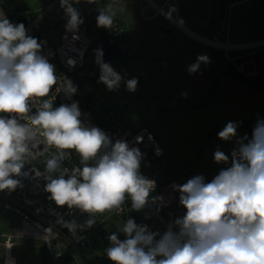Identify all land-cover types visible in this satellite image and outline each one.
<instances>
[{"label":"clouds","instance_id":"9594fccd","mask_svg":"<svg viewBox=\"0 0 264 264\" xmlns=\"http://www.w3.org/2000/svg\"><path fill=\"white\" fill-rule=\"evenodd\" d=\"M80 2L60 0L69 30L83 23L73 7ZM114 16L112 4L98 8L97 26L111 28ZM40 50L41 44L27 34L24 24L11 23L0 10V191L22 186L13 177L28 175L22 169L42 154L36 149L44 145L45 151L56 150L44 173L49 198L58 207L79 209L89 216L84 225L61 221L69 232L92 227L98 215L119 211L126 200L133 210L141 211L155 181L140 172V151L122 140L113 143L98 127L86 126L78 102L53 106L48 97L54 88L55 93L69 96L77 88L56 75L55 66ZM206 59L198 57L188 71L195 72ZM98 63L100 82L109 90L118 88L121 75L110 64L99 59ZM126 85L135 91L137 80L130 79ZM34 104L36 111L31 114ZM237 127L228 122L218 133L219 139L232 140ZM71 152L78 155L80 166L69 174L68 169H61ZM214 159L224 164L230 161V166L210 182L197 175L175 186L186 212L162 235L128 218L108 237L111 246L105 252L112 264H264V120L257 121L251 138L238 141L231 157L217 149ZM119 232L126 239L121 241Z\"/></svg>","mask_w":264,"mask_h":264},{"label":"rangeland","instance_id":"374dc122","mask_svg":"<svg viewBox=\"0 0 264 264\" xmlns=\"http://www.w3.org/2000/svg\"><path fill=\"white\" fill-rule=\"evenodd\" d=\"M173 1L166 8L168 12H171ZM49 2L50 0H0V4L5 8L6 14L11 18H13L12 14H17L21 11L30 12V16L34 19L43 14L35 27V31L44 35L47 39H51L54 43H57L60 33L66 27L68 17L65 15L64 9L59 3L60 0L51 9L44 11ZM141 3V0H96V3L90 4L86 0H81L79 4L73 5V7L78 9L83 19V23L79 27L90 34L94 38L95 43H99L100 35V29L96 23L98 8H103L107 4L113 5L115 9L114 18L120 19L124 23H120V25L124 29L126 28L129 38V49L123 56L125 70L124 72H117L122 77L118 88L109 90L105 84L100 82L101 72L100 66L98 65V77L94 84L97 90L92 96L93 106L91 113L94 116L102 110H111L120 115L125 123L131 126H145L153 131L165 150L164 157L158 161L155 167L163 172L166 179L178 182L177 186L186 183L190 178L197 175H202L205 182H210L218 174L220 169L216 167L217 162H215L214 154H209L213 144L206 146L201 151L202 154L200 153L198 156L202 142L206 139L208 133H213L211 131L205 133V129L210 130L214 128L215 124L219 125L222 122H234L235 117L247 116L249 118L248 120H251L255 124H257L258 120H264V90H257L245 85H236L232 89L231 87L228 88L230 95L221 89L218 95L210 99L207 94L201 96L206 87L202 80H197V84L195 82L185 87H180L177 81H169V91L171 94L165 92L162 95L157 85L154 86L152 83V63L150 55H152L153 51L151 50L152 35L156 34L155 23L152 22L154 17L150 10H146L145 16L147 18L142 16L140 7L143 3ZM232 5L235 7L236 3H232L229 6L230 10L234 8ZM173 13L172 16L178 22L182 24V20L185 22L182 16L179 17ZM162 18V16H157L155 18L156 22L162 21ZM175 27L184 31L182 27ZM225 40L229 39L226 37ZM263 40L264 37L254 38L245 43H255ZM229 43L242 44L231 42L230 40ZM214 50L218 51L219 49L214 48ZM220 51L222 52L223 50ZM235 52L239 54L236 56L238 58L250 56V59L245 60L241 67H244L245 64H256L254 59H251V56L260 54L264 57V43H258L252 47H248V49L228 51L226 52L228 54L224 52V56L230 65L233 64V61L230 62L228 58L234 57L232 53ZM243 53H247L248 55ZM252 73L256 74L255 71ZM133 78L137 80V86L135 91H129L126 82ZM163 82L167 84V80H163ZM158 94L162 96H158ZM183 94H186V96ZM177 96L179 97L177 98ZM180 97L184 103H182ZM205 103L207 104L205 105ZM202 104L204 105L201 106ZM223 104L227 105L228 112L222 108ZM205 134L206 137L203 139ZM234 145L238 146L236 143ZM214 146L219 150H226L223 147V143L217 139L214 142ZM213 167L214 170H211ZM175 192L179 199L180 194L176 188ZM130 210L135 211L132 208ZM137 212L140 220L146 223L142 216L143 211ZM18 223V217L12 212L4 211L0 213V234L9 232ZM109 226L110 223H106L103 226L104 229L92 232L89 240L83 242L85 252L95 258V264H100V262L101 264H112V261L108 259L105 252L107 247L103 250L99 248L101 234L103 232L106 233ZM109 233L111 235L113 231H109ZM2 241L3 239L0 238V264H4V247ZM21 242L23 244H17L13 248L17 264H45L43 262L44 256L41 255L40 246L36 241L28 240ZM31 245H35V248ZM90 246L94 247V252H91ZM110 246L109 241L108 247ZM78 260L81 264L82 262L83 264H89L88 261H90V258L85 255L82 258L78 257Z\"/></svg>","mask_w":264,"mask_h":264},{"label":"built area","instance_id":"2783aa9c","mask_svg":"<svg viewBox=\"0 0 264 264\" xmlns=\"http://www.w3.org/2000/svg\"><path fill=\"white\" fill-rule=\"evenodd\" d=\"M58 1L53 0L50 2L44 11L51 9ZM141 1L143 5L140 11L144 18H147L145 16L146 10H150L154 19L157 16H162L173 26L181 27V22H178L172 16L173 10H171L172 13L166 10L173 0ZM0 10L13 24H19L20 20L25 22L24 26L27 29V34L36 38L41 44L40 54L55 66L56 75L62 80L71 81L73 86L77 88L76 93L70 96L63 91L57 94L54 88L53 94L48 97V99H53V106L59 107L61 104L70 105L73 102H78L81 120L86 126L98 127L110 137L113 143L122 140L130 148H137L140 151L142 156L140 172L155 181V188L150 193L147 206L142 209V216L146 223L141 221L138 224L147 225L151 232H158L162 235L176 218L182 217L186 212V209L180 205L175 192V186L178 182L166 179L163 172L155 167L158 161L164 157L165 150L147 127L132 128L116 112L111 110H102L94 116L92 115L93 101L90 100V97L95 90L92 81L98 74L99 53L102 52L101 44L95 43L94 38L80 27L75 30H69L65 27L60 33L57 43H53L50 39L35 31V27L43 14L34 19L30 16V12L21 11L12 14L13 18H11L6 14L5 8L1 4ZM99 29L100 35L110 34L116 39L117 53L110 65L116 72H124L123 56L128 50L125 29L116 20H114L111 28L99 27ZM205 42L213 48L223 50L225 53L248 49L234 47L237 44H230L229 40H219L217 38H205ZM228 59L235 64L238 57ZM235 66L246 77L255 75L243 72L241 65ZM36 106L33 105L31 114L35 113ZM20 122L25 123L22 120ZM43 148L44 145L38 146L36 151L42 152V154L35 160L26 163L24 169H22L23 172L28 173L27 176L13 177L19 179L22 186L11 192L7 190L0 191V213L9 211L19 218L18 225L9 232L0 234V238L3 239L4 264H17L13 248L19 242L28 240H34L41 248H44L45 260L48 264H81L78 257L68 249L66 242L71 241L80 244L88 241L92 232L104 229L103 226L106 223H110V226H112L115 220L124 222L128 218H134L133 211L130 210L131 201L126 200L119 211L105 212L103 215H98L92 227L78 228L75 232H69L61 221H75L78 225H84L89 216L79 209L70 210L67 206L58 207L49 198L50 194L45 191L47 181L44 178V173L46 174L47 160L56 150L49 148L45 151ZM78 166H80L79 157L76 153L71 152L63 161L61 170L68 169L70 174V170ZM228 166H230V161ZM53 175L58 176L59 173ZM172 206H177L178 213L169 217L165 211ZM174 230L178 229L174 227ZM157 239H159V236Z\"/></svg>","mask_w":264,"mask_h":264},{"label":"crops","instance_id":"0c3cea01","mask_svg":"<svg viewBox=\"0 0 264 264\" xmlns=\"http://www.w3.org/2000/svg\"><path fill=\"white\" fill-rule=\"evenodd\" d=\"M52 1L53 0H50V2ZM232 3H236V6L230 10L229 6ZM134 10L136 11V9ZM171 10H173L177 16H182L184 18L185 22L182 20L183 24L180 23L182 26H185L202 38L210 36L209 38L213 37L219 40H225L227 37L231 42L242 43L241 45H243L249 44L245 42H249L250 39L253 40L254 38L264 37V6L259 0H174L171 5ZM113 19L124 24L120 19ZM162 19L163 20L159 22H156V19H154L155 21L152 19V22L155 23L156 34L152 35L151 50L153 51L152 55H150L152 63V83L154 86L157 85L162 95L165 94V92L171 94L169 91V81H177L180 87H185L189 84L191 85V83L196 82L195 84H197V80H202L206 87L201 96L207 94L210 99L218 95L221 89H223V92L226 94L229 93L230 95L229 87H231V89L236 85H245L248 87L247 84L229 73L228 66L224 63L226 57L223 51H215L214 48L205 41L195 38L185 30H180L164 18ZM201 56L206 57V61L200 62L199 68L195 72L190 73L188 71L189 66L195 64L197 58ZM260 60L261 63H264V57L260 58ZM235 65L234 63L232 64V66ZM256 70L255 66V72ZM163 80H167V84H164ZM162 95L158 94V96ZM178 97L179 96H177V98ZM181 100L182 103H184L182 98ZM206 104L207 103H205V105ZM203 105L204 104L201 106ZM222 108L228 112L227 105L223 104ZM246 119L249 118L247 116L235 117L234 123L238 125L237 135L230 141H223L218 137V133L226 126V122H222L219 125L215 124L214 128L210 130L205 129V133L207 131L214 133L212 141L213 147L209 154H214L218 149L214 146L216 139L222 142L223 147L226 148V150L222 149L220 151L230 157L232 151L238 147L234 145L235 143L238 144V141L245 136L251 138L252 134L246 132L243 127V121ZM151 132L155 136V133L153 131ZM205 137L206 134L203 139ZM216 167L221 170L228 167V164L216 163ZM211 170H214V167ZM66 243L68 249L76 254L77 257L82 258L86 255L90 258V261H88L89 264L96 263L95 258L89 256V254L85 252V245L83 242L75 244L68 241ZM18 244L23 243L19 242ZM35 245L31 246L35 248ZM90 250L94 252V247L90 246ZM40 252L43 256L44 253L41 247Z\"/></svg>","mask_w":264,"mask_h":264},{"label":"trees","instance_id":"16d2710c","mask_svg":"<svg viewBox=\"0 0 264 264\" xmlns=\"http://www.w3.org/2000/svg\"><path fill=\"white\" fill-rule=\"evenodd\" d=\"M261 4H263L264 6V0H259ZM20 23H25L23 20H20L19 21ZM126 32V30H125ZM127 34V33H126ZM127 39H128V49H129V38H128V35H127ZM51 40V39H50ZM99 42V41H98ZM100 43V42H99ZM128 51V50H127ZM239 54L238 53H232V56L236 57L238 56ZM253 56V55H252ZM251 56V59H254V62L256 63V74L251 76V77H246L244 76L241 72H239L237 69H236V66H232L229 64V62L227 60L224 59V63L226 64V66H228V69H229V73L239 79L240 81L244 82L245 84H247L249 87L251 88H254V89H257V90H264V63H261V61L259 60L260 57H262L260 54H255V56L252 57ZM250 59V56H243V57H239L237 59V61L235 62V64L237 66H240L244 63L245 60H248ZM98 77V74L96 76V78ZM96 78L93 79L92 83H93V86L96 82ZM96 89L94 90V92L92 93L91 97H90V100L93 101L92 99V96L93 94L96 92L97 90V87L94 86ZM120 117V115H119ZM122 119V118H121ZM123 120V119H122ZM124 121V120H123ZM125 122V121H124ZM127 124V123H126ZM129 125V124H127ZM131 126V125H129ZM256 124L254 122H252L251 120H244L243 121V127L245 129L246 132L252 134L253 133V130L255 128ZM132 128H139L141 127L140 125L139 126H131ZM150 130V129H149ZM156 138V136H154ZM157 139V138H156ZM158 140V139H157ZM159 141V140H158ZM160 142V141H159ZM161 144V143H160ZM109 231H113V233L115 232V230L112 228V226H109V229L106 230V233L103 232L101 235V243L99 244V248H101V250L105 249L106 247L108 248V243H109V239L108 237L110 236V233ZM106 248V249H107ZM42 249V248H41ZM44 253V252H43ZM44 256V255H43ZM43 262L45 264H48L45 260V256L43 258Z\"/></svg>","mask_w":264,"mask_h":264},{"label":"water","instance_id":"95a60500","mask_svg":"<svg viewBox=\"0 0 264 264\" xmlns=\"http://www.w3.org/2000/svg\"><path fill=\"white\" fill-rule=\"evenodd\" d=\"M99 42L102 45V56L99 57V60H102L104 63L110 64L112 59L117 53V41L116 39L110 35V34H101L99 36ZM99 64V63H98ZM255 70V65L250 63V64H245L243 67V71L245 73H252ZM96 89V88H95ZM214 138V133H208L206 139L202 142L199 151H198V156L200 155L201 151L206 147L210 146L212 144ZM167 216H173L178 213V208L177 206H172L165 211ZM134 218L136 219L137 216L135 215ZM123 221L122 220H115L112 223V228L115 230V232H118L119 228L122 226ZM138 224V223H137ZM139 225V224H138ZM118 237H120L121 241L126 239V235L123 232H119ZM44 248H42V251Z\"/></svg>","mask_w":264,"mask_h":264},{"label":"bare ground","instance_id":"6f19581e","mask_svg":"<svg viewBox=\"0 0 264 264\" xmlns=\"http://www.w3.org/2000/svg\"><path fill=\"white\" fill-rule=\"evenodd\" d=\"M180 25H181V27H182L187 33H189V34L195 36V38H197V39H200V40L205 41V38H202L201 36L195 34V33L192 32L190 29L186 28L185 26H182V24H180ZM258 43H264V41H260V42H256V43H251V44L249 43V44H243V45H235L234 47H238V48H244V47H246V48H248V47H252V46H254V45L258 44ZM226 47H227V46H226ZM11 263H12V262H11ZM12 264H13V263H12Z\"/></svg>","mask_w":264,"mask_h":264},{"label":"flooded vegetation","instance_id":"af4514ba","mask_svg":"<svg viewBox=\"0 0 264 264\" xmlns=\"http://www.w3.org/2000/svg\"><path fill=\"white\" fill-rule=\"evenodd\" d=\"M136 211V210H135ZM133 211V217L136 215L137 216V218L135 219V218H132V219H134L135 220V222L136 223H140L141 222V220H140V217H139V215H138V212L136 211ZM119 239H121L120 237H118Z\"/></svg>","mask_w":264,"mask_h":264}]
</instances>
